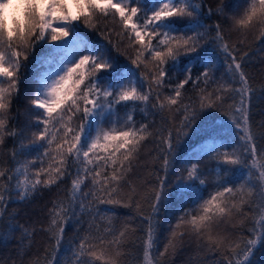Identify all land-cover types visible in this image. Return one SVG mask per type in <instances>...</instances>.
<instances>
[{
  "label": "snow or ice",
  "instance_id": "6c2138e0",
  "mask_svg": "<svg viewBox=\"0 0 264 264\" xmlns=\"http://www.w3.org/2000/svg\"><path fill=\"white\" fill-rule=\"evenodd\" d=\"M244 4L240 12V0H213L211 5L208 0H0V236L10 239L19 230V264H55L68 223L75 220L83 225L85 216L88 227L77 230L78 243L70 249L68 264H119L122 248L136 229L127 220L118 228L114 214L103 213L101 205L135 208L144 225V236L137 238L143 264H162L183 244L185 235L195 238L198 251L219 253L215 264H252L255 250L264 244V164H257L264 160V144L258 143L264 141V134L254 133L250 109L264 85L254 88L244 70L249 52L240 46L246 35L238 41L228 37L236 31L264 39V0H244ZM101 17L119 24L118 35L126 34L135 49L131 63L137 69L143 64L147 72L97 76L111 68L110 54L82 40L78 22L95 28ZM213 17L214 25L204 24L205 18ZM58 41L62 43L52 46L65 53L70 50V58L64 55L55 71L41 74L22 114L24 122L10 126L21 115L11 114L21 70L38 44ZM207 42L217 49L215 56L202 51ZM81 46L87 55L78 50ZM221 53L226 71L217 77L215 60ZM189 84L194 91L186 96ZM137 102L143 105L139 111L145 117L149 105L152 114H160L161 125L154 131L149 130L151 121L136 126ZM116 105L128 109L123 117ZM205 110L221 112L235 128L239 143L209 147L206 141L200 152L193 153L195 162L189 157L177 170V149L190 131L196 132L194 125ZM177 114L179 122L167 126ZM221 130L213 121L200 132L214 140ZM150 137L154 154L143 163L158 164L163 175L149 173L155 175L156 184L149 189L145 213L136 199L139 186L128 176L139 166L141 149ZM209 155L215 162L212 169L201 166L199 159ZM240 168L244 175L233 179ZM170 174L175 175L171 192ZM66 178L70 187L60 188ZM193 184H211L215 190L207 198L196 197L189 191ZM54 185L66 195L52 201L46 227H37L42 224L39 220L19 224L15 211L8 212L11 203L29 202L41 189ZM186 199L196 201L195 206L183 207ZM177 205L183 210L169 225L161 251L160 214ZM38 231L49 235L51 253L46 248L44 256L37 253L25 262Z\"/></svg>",
  "mask_w": 264,
  "mask_h": 264
},
{
  "label": "trees",
  "instance_id": "16d2710c",
  "mask_svg": "<svg viewBox=\"0 0 264 264\" xmlns=\"http://www.w3.org/2000/svg\"><path fill=\"white\" fill-rule=\"evenodd\" d=\"M212 2L213 0H208L210 5ZM233 2L235 3V0H233ZM245 6L244 0H240L239 11L242 12ZM216 20V17L211 19L205 18L203 22L205 25L212 26L216 23ZM78 23V32L82 40L88 43L89 46L97 45L106 48L110 54L112 66L111 68L102 70L101 73H98L97 76L99 78L102 79L109 73L114 77L120 73H126L128 70L134 71L137 76L142 71H148V69H146L143 64H141L140 68L137 69V67L131 63V60L135 57V49L129 46L130 41L128 40L126 34L124 36L118 35V33L121 31L120 26L112 18L101 17L95 28L85 26L82 21ZM229 26L230 24L226 25L225 27L227 28ZM245 35V44L240 46L244 51L249 52V57L244 61V70L248 74L250 84L254 88L259 89L261 85H264V39H255L252 32L243 34L236 31H233L228 38L231 41H238L239 39H245ZM113 45H115V47H113ZM53 50L54 49L51 45V42H41L36 46L34 52L29 56V59L26 62V67L21 70L23 75L19 84V94L13 100V106L11 110V114L13 116H16L17 113H20L21 115L16 116L15 120H11L10 126L17 124V122H20L21 124L24 122L25 117L22 114L25 112L28 106V101L33 94L38 78L41 76V74L52 71L56 64L59 63L60 56L58 57V54L54 53ZM202 51L213 56H215L217 53V49L210 42L205 44V48L202 49ZM80 52L81 54H88L83 46L80 47ZM224 59V54L221 53L219 54L218 59L215 60V63L218 65V71L216 72L217 77L223 76L226 71ZM181 61L184 63L187 62L186 58L183 56L181 57ZM55 62L57 63L54 65ZM151 67L152 65L149 64V68ZM195 71L196 70L194 69V74ZM177 78L182 79L183 77L178 75ZM225 79H227V77H225ZM185 87V95H193L194 90L191 84L186 85ZM164 91L167 93L169 90L165 89ZM161 98L163 99V97ZM137 104V111L134 115V119L137 122L136 126L139 127L140 123H149V121H151L152 123L149 125V130L154 131L155 128L161 125L160 114H152V109L149 105L148 111L150 114L148 117H145L143 113L139 111V107H142L143 105H139V102H137ZM116 109L122 117L128 110L123 105H116ZM179 119L180 114H177L175 122H167V126L174 127V124L178 123ZM213 121L216 125L222 126V130L214 140H209L205 135L201 134L200 130L204 129ZM250 121L253 131L257 137H259L261 134H264V127H261V125L264 124V92L257 91L253 97L250 109ZM105 127H109V125L105 124ZM194 128L196 129V132L193 133L190 131L189 135L182 140L177 149V170L179 165H182L189 159V157H193L194 152H200L206 141L209 147H211L213 143H225L229 145V147L239 143L235 128L227 123L226 118H222L221 112L215 110H205L201 114L200 118L196 121ZM258 143L264 144V141L258 139ZM6 144L9 148L12 147L11 137L6 139ZM148 149H153V152H149ZM153 154L154 144L152 138L150 137L144 142V145L141 149V153L138 157L139 166L134 167L133 171L129 173L128 176L129 180L133 181L135 185L139 186V195L136 197V199L140 201L141 208L145 213L149 211L147 200V197L150 194L149 189L156 184L155 175L149 176V173L156 172L163 175L158 164L146 165L143 163L144 161H147ZM32 155L34 156L35 153H32ZM0 159H3V157L0 156ZM196 159V157H193V162H195ZM199 159L201 166L205 167L206 169H212L215 166V162L210 155L201 156ZM257 164H264V160H258ZM244 173L245 169H237L234 171V176L232 178L235 179L236 177H241L244 175ZM167 183L169 191H173L175 175L170 174L167 178ZM59 187H70V178H66ZM214 190L215 189L211 184H208L206 187H197L196 184H193L189 189V191L194 193L196 197L203 195L204 198H207L210 193L214 192ZM124 191H128L127 186H125ZM65 195L66 191H58V187L54 185L51 189H41L29 202L11 203L8 206V212L11 213L15 211L16 222L19 224H27L39 220L42 221V224L37 225V227H46L48 219L47 210L52 206V201L57 197L63 198ZM195 203L196 201H189L186 199L183 202V207H194ZM100 208L103 213H106L109 216L114 214L113 222L118 228L125 220H127L131 226L136 229V232L134 236L131 237L129 243L122 248L123 255L119 259V264H143L141 240L137 238L144 236V232L141 230L144 225L141 224V217L137 215L135 208L119 206L114 208L111 205H101ZM182 210L183 209L177 205L175 208H170L161 212L160 219L162 224L160 225L158 232V248L161 251L163 250L164 244L166 243L165 238L169 235V225L175 224L176 218L180 215ZM83 219L85 220L83 225L78 224L75 220L68 223L67 227L65 228L63 243L58 252L55 254V264H68V261L71 259L70 249L74 242L78 243V241L75 240L77 230L83 231V229L88 227V217L85 216ZM4 230L5 232L7 231V221H5ZM183 230L184 229H178V231ZM245 234L247 235V233ZM19 236V230L14 231L12 233V238L10 239H5L3 236H0V264H3V262L12 264L13 260L16 261V264H19V258L17 257V242ZM132 241H135V243L133 244ZM50 243H52V241L49 239V235L44 231H38L34 236V242L31 245L30 251H28L23 257L25 262L33 258L37 253L40 256H44L46 254V248L48 249V252L51 253V248H49ZM219 260V253L208 252L206 250L198 251L195 238H190L188 235H185L183 244L178 245L175 252L170 253L165 258V260L162 261V264H215V262ZM97 264H101V262L98 261ZM252 264H264V244L258 245L254 256L252 257Z\"/></svg>",
  "mask_w": 264,
  "mask_h": 264
},
{
  "label": "rangeland",
  "instance_id": "374dc122",
  "mask_svg": "<svg viewBox=\"0 0 264 264\" xmlns=\"http://www.w3.org/2000/svg\"><path fill=\"white\" fill-rule=\"evenodd\" d=\"M68 39H71V36H70ZM53 43H62V41L51 42V45H53ZM52 47H53V46H52ZM53 49H54L53 52H54V53H57V54H58V57L60 56L59 62L61 61V59L63 58V56L66 55V54L69 55V58H70V50H69L68 53H65V52H63V51H61V50L55 49L54 47H53ZM78 50L80 51V48H79ZM77 59H78V57H77ZM57 61H58V59H57ZM56 63H57V62H55L54 65H55ZM58 66H59V63L56 64L55 68L52 69V71H55L56 68H57Z\"/></svg>",
  "mask_w": 264,
  "mask_h": 264
}]
</instances>
